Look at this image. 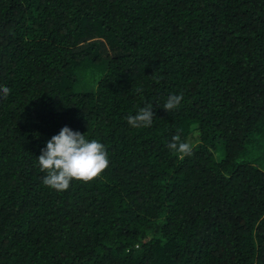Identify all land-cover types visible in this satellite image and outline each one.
I'll return each mask as SVG.
<instances>
[{"label": "trees", "instance_id": "obj_1", "mask_svg": "<svg viewBox=\"0 0 264 264\" xmlns=\"http://www.w3.org/2000/svg\"><path fill=\"white\" fill-rule=\"evenodd\" d=\"M4 86L0 264H264V161H239L262 147L264 0H0ZM65 126L109 165L57 192L37 157Z\"/></svg>", "mask_w": 264, "mask_h": 264}, {"label": "clouds", "instance_id": "obj_2", "mask_svg": "<svg viewBox=\"0 0 264 264\" xmlns=\"http://www.w3.org/2000/svg\"><path fill=\"white\" fill-rule=\"evenodd\" d=\"M140 88L136 92H141ZM10 89L0 87V98L7 99ZM183 100L182 94H170L163 109L167 112L179 108ZM154 112L152 105L139 108L135 115L128 116L127 123L135 129L151 127ZM168 148L181 158L194 154L191 143L181 140L180 135H174ZM41 172L46 173L43 184L57 192L65 191L72 181L88 183L97 178L109 165L105 146L96 139L88 140L84 134L73 131L65 126L57 135L46 142L37 157Z\"/></svg>", "mask_w": 264, "mask_h": 264}, {"label": "rangeland", "instance_id": "obj_3", "mask_svg": "<svg viewBox=\"0 0 264 264\" xmlns=\"http://www.w3.org/2000/svg\"><path fill=\"white\" fill-rule=\"evenodd\" d=\"M98 70L96 68H92L89 69L85 72L84 76L86 78V81L90 82L93 81L94 78H97L95 76V74H98ZM188 142V139L187 141ZM256 144H261L262 147L258 150V151H251L250 155H248V158H241L239 161H252L254 163H263L264 161V133H261V135H259L258 139H257V143ZM216 159H220L223 157V148L221 147V145H218L216 147ZM263 152V153H262Z\"/></svg>", "mask_w": 264, "mask_h": 264}]
</instances>
